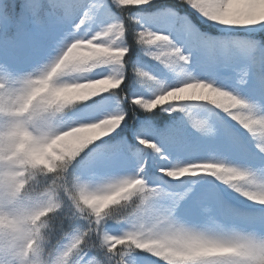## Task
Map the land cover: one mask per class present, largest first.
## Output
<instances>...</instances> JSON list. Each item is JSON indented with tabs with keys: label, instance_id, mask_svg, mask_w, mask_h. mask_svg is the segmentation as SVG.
<instances>
[{
	"label": "snow or ice",
	"instance_id": "obj_1",
	"mask_svg": "<svg viewBox=\"0 0 264 264\" xmlns=\"http://www.w3.org/2000/svg\"><path fill=\"white\" fill-rule=\"evenodd\" d=\"M175 3L181 11L157 0H0V83H14L21 74L44 65L54 67L78 42L108 49L96 59L112 63H98L86 78L109 77L118 85L60 119L71 124L107 117L110 122L73 159L56 162L63 171L59 182L70 191L74 183L86 181L99 186L96 194L108 195L140 181L121 193L120 204L137 194L144 196L140 212L167 210L203 229L204 234L189 242L201 247L226 242L214 234L234 229L264 234V203L234 191L239 185L229 187L220 175L227 171L264 189V8L255 0ZM209 8L236 22L201 15ZM133 48L155 66L131 62ZM140 71L153 79L141 80ZM197 85L204 91L214 89L230 103L221 106L188 98L202 94ZM177 89L182 94L153 103L157 96ZM26 112L28 126L13 124L6 153L5 138L0 136V157L9 167L7 179H0V187L6 184L7 191L0 196L12 203L23 179L18 169L41 167L26 156L36 143L33 129L56 119V106L45 97H38ZM162 113L168 119H161ZM18 143L25 148L18 149ZM54 176L41 177L38 184L47 185ZM60 199L61 207L49 214L47 250L71 241L76 246L70 264H163L134 248L136 236L127 231L129 221L117 218L126 210L109 215L119 205L77 212L64 191ZM21 255L16 238L0 240V264H19ZM169 264H207V259Z\"/></svg>",
	"mask_w": 264,
	"mask_h": 264
},
{
	"label": "clouds",
	"instance_id": "obj_2",
	"mask_svg": "<svg viewBox=\"0 0 264 264\" xmlns=\"http://www.w3.org/2000/svg\"><path fill=\"white\" fill-rule=\"evenodd\" d=\"M199 4L211 5L213 0H196ZM264 8V0H255ZM208 19L217 22H236L235 18H226L222 14L209 8L208 12H201ZM259 22V21H257ZM111 44L114 39H109ZM108 49L93 45L88 41L78 42L71 46L61 61L54 67L44 65L40 69L23 73L14 83L7 81L0 83V136L5 138V153L7 151V133L13 124L28 126L26 110L38 97H45L48 102L56 106V119L49 126L40 130L33 129L36 143L26 152L30 163L41 167L32 168L22 166L18 171L23 176L18 189V199L12 203L6 196H0V240L7 241L16 238L21 245L22 255L19 264H70L71 254L76 244L69 241L62 248L54 251L46 249L49 238L46 235L50 227L51 216L61 207L60 191L69 195L77 212H84L87 208H94L97 212L109 205H119L112 213L126 210L124 216L118 219L129 221L128 232L136 239L132 241L134 248L151 255L163 264L178 259L204 257L207 264H264V234L239 229L230 230L224 234H214L216 238L226 242L205 248L189 243L197 234H204L203 229L196 228L175 217L167 210L153 211L145 214L139 210L143 206L144 196L137 194L132 201L125 198L120 204L121 193L136 188L141 184L134 180L126 188H120L108 195H98L99 186L86 181L74 183L69 191L60 178L63 171H58L56 162L61 164L65 160L73 159L80 150L110 122L109 118H101L91 123L67 124L60 119L73 111L77 106L87 103L95 95L101 94L118 85L109 77L100 80L87 79L88 75L98 66V63H112V61H97V56L107 53ZM137 76L143 81L153 78L146 72L140 71ZM55 84V87L52 85ZM199 96L188 98L204 99L210 104L221 106L230 103V98L204 86ZM182 94L177 89L171 93L157 96L154 104L165 102L171 96ZM9 111H16L19 115L10 116ZM18 149L25 145L17 144ZM9 173L7 161L0 157V179L6 180ZM55 173L47 185H39L41 177ZM229 187L233 183L239 185L234 191H239L249 199L264 203V189L255 184L244 183L236 175L221 171ZM261 183H264L262 181ZM6 184L0 187V193L6 192ZM144 195H147L145 193ZM83 205V208L80 206ZM243 237L245 240L237 242L233 237ZM31 237V239H29ZM77 243L79 241H76ZM122 241H118L121 243Z\"/></svg>",
	"mask_w": 264,
	"mask_h": 264
},
{
	"label": "trees",
	"instance_id": "obj_3",
	"mask_svg": "<svg viewBox=\"0 0 264 264\" xmlns=\"http://www.w3.org/2000/svg\"><path fill=\"white\" fill-rule=\"evenodd\" d=\"M157 2L158 3H167L169 6H175L177 8V11H181L180 6L176 5L175 0H159ZM182 14L186 15V13H183V12H182ZM189 19H191V17H189ZM193 22L195 23V21H193ZM130 58H131V62H136L142 67L145 65L155 66V61H152L148 57L144 56L138 48H133L130 51ZM160 118L164 119V120L168 119L167 115L163 114V113L161 114Z\"/></svg>",
	"mask_w": 264,
	"mask_h": 264
}]
</instances>
